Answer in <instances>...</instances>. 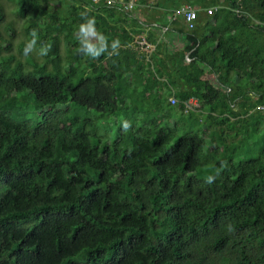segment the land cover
I'll use <instances>...</instances> for the list:
<instances>
[{"label": "trees", "instance_id": "16d2710c", "mask_svg": "<svg viewBox=\"0 0 264 264\" xmlns=\"http://www.w3.org/2000/svg\"><path fill=\"white\" fill-rule=\"evenodd\" d=\"M137 3L0 0V264H264V0Z\"/></svg>", "mask_w": 264, "mask_h": 264}, {"label": "clouds", "instance_id": "9594fccd", "mask_svg": "<svg viewBox=\"0 0 264 264\" xmlns=\"http://www.w3.org/2000/svg\"><path fill=\"white\" fill-rule=\"evenodd\" d=\"M171 20V19H170ZM95 18L91 17V18H87L86 22L84 24L80 25V33L82 35V37L84 39H82V47H81V51L86 54V55H92L94 58L98 55H100V51L97 50L96 48L93 47V45H91L90 43L87 42V37L89 36V34H93L95 33ZM187 25V24H186ZM167 28V27H166ZM164 28V30L166 29ZM188 28V27H187ZM190 29V28H189ZM192 29V28H191ZM30 36H31V40H29L25 46V53L31 52L35 49V45L37 43L38 40V34L37 31L35 29H33L30 32ZM144 39V38H143ZM142 39H140L139 41H141ZM145 40V39H144ZM139 43V42H138ZM149 46L146 45V47H143L145 49H150L152 50L154 47L151 46L149 43H147ZM119 46V40H114L111 44V48L113 51H115ZM152 48V49H151ZM50 50V45L49 46H45L42 47L40 49L39 54L40 55H47L48 51ZM188 56V55H187ZM186 56V57H187ZM173 97H170V99ZM174 99V98H173ZM171 101V100H170ZM190 104H193V102H189ZM172 104V103H171Z\"/></svg>", "mask_w": 264, "mask_h": 264}, {"label": "built area", "instance_id": "2783aa9c", "mask_svg": "<svg viewBox=\"0 0 264 264\" xmlns=\"http://www.w3.org/2000/svg\"><path fill=\"white\" fill-rule=\"evenodd\" d=\"M95 2L97 1H103L105 3H109V4H115V3H119L121 2V4H123L122 0H93ZM137 0H129L127 2L124 3V8H132L135 4H136ZM181 12L183 14V18L185 23L187 24L188 28H193L194 27V21L196 19V10H194L193 8H191L188 5H184L182 6V9L177 11V13ZM138 42L140 44H146L147 46H149L147 44V42L142 39L141 41L138 40ZM172 103H174V99L171 98L170 99ZM255 110H257L258 112H264V104H258L257 107H255Z\"/></svg>", "mask_w": 264, "mask_h": 264}, {"label": "rangeland", "instance_id": "374dc122", "mask_svg": "<svg viewBox=\"0 0 264 264\" xmlns=\"http://www.w3.org/2000/svg\"><path fill=\"white\" fill-rule=\"evenodd\" d=\"M127 1H129V0H122V2H123V4L125 3V2H127ZM137 2H138V0H137ZM136 2V4H138ZM124 6V5H123ZM182 6H184V5H182ZM182 6L179 8V9H177V11H179V10H181L182 9ZM11 6L9 7V8H7V15H6V17H5V21H15V16L13 15V13L11 12ZM213 9L212 8H209V10H208V14H210L211 13V11H212ZM169 16L170 17H172L171 16V14H169ZM168 16V17H169ZM19 21L18 20H16L15 22H14V26L16 27V30H19V28H18V25H19ZM164 28H166V27H164ZM0 30H1V28H0ZM18 32V31H17ZM18 35V34H17ZM20 36H18L17 38H19ZM88 38V40L90 39L92 42H94V41H97L98 40V38H97V36L95 35V33H93V34H89V36L87 37ZM168 40H170V39H168ZM152 49V48H151ZM148 50H150V49H145V48H141L140 49V51L141 52H143V53H147L148 52ZM168 100H169V102L170 103H172L171 101H170V98H168ZM194 100H192V99H190L188 102H193ZM147 102L148 103H152V101H151V98H149V99H147ZM169 121H175V118H173L172 117V119L170 120L169 119ZM209 139H210V137L209 136H205L204 137V141L206 142V144H205V147L204 148H207L209 145H211L210 144V141H209ZM245 148H246V152L247 153H249V154H252V152L250 151V149H251V144H249V145H247V146H245ZM242 150H244V149H242Z\"/></svg>", "mask_w": 264, "mask_h": 264}, {"label": "crops", "instance_id": "0c3cea01", "mask_svg": "<svg viewBox=\"0 0 264 264\" xmlns=\"http://www.w3.org/2000/svg\"><path fill=\"white\" fill-rule=\"evenodd\" d=\"M152 2L154 1V0H151ZM142 13V12H141ZM140 13V14H141ZM142 15V14H141ZM143 16V18H146L147 16H144V15H142ZM169 16V15H168ZM170 19H171V17L169 16L168 17V21L170 22ZM152 22V21H151ZM168 22V23H169ZM157 33V32H156ZM158 34V33H157ZM170 34H174V33H169V34H166V35H164L163 36V34H162V31L160 32V34H158V37H157V42H158V39H159V37L160 38H162L161 39V43L163 42L164 43V45H165V47L167 48V49H169L175 42H178V41H180L181 39L179 38V37H177V38H174V39H170V40H167V38L170 36ZM175 35V34H174ZM154 47V46H153Z\"/></svg>", "mask_w": 264, "mask_h": 264}]
</instances>
